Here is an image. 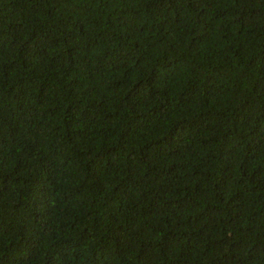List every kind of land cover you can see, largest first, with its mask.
<instances>
[{"label":"trees","instance_id":"obj_1","mask_svg":"<svg viewBox=\"0 0 264 264\" xmlns=\"http://www.w3.org/2000/svg\"><path fill=\"white\" fill-rule=\"evenodd\" d=\"M0 264H264V0H0Z\"/></svg>","mask_w":264,"mask_h":264}]
</instances>
